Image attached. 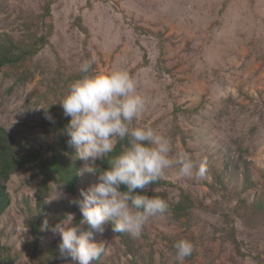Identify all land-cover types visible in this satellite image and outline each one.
I'll return each mask as SVG.
<instances>
[{
    "label": "rangeland",
    "instance_id": "rangeland-1",
    "mask_svg": "<svg viewBox=\"0 0 264 264\" xmlns=\"http://www.w3.org/2000/svg\"><path fill=\"white\" fill-rule=\"evenodd\" d=\"M46 5L53 27L45 47L23 66L0 71V124L23 141L47 144L45 111L34 109L58 114L70 85L85 75L81 65L93 61L88 75L123 68L134 76L147 106L131 127L151 126L170 138L172 155L206 161L201 181L181 177L178 166L163 176L170 197L184 190L200 205L189 218L168 211L150 219L139 238L128 234V243L102 225L91 237L106 248L99 264H178L172 241L184 235L195 250L182 264H264V207L255 203H264V0H0V35L48 31ZM21 70L30 75L25 84L16 82ZM37 171L30 164L12 175V204L0 217V254L14 264H28L33 250L23 198L34 194ZM98 182L83 172L71 193L52 181L43 251L61 242L51 228L65 219L58 222L62 212L73 223L81 212L70 201ZM59 259L55 264H79Z\"/></svg>",
    "mask_w": 264,
    "mask_h": 264
},
{
    "label": "clouds",
    "instance_id": "clouds-1",
    "mask_svg": "<svg viewBox=\"0 0 264 264\" xmlns=\"http://www.w3.org/2000/svg\"><path fill=\"white\" fill-rule=\"evenodd\" d=\"M92 62L81 65L80 71L85 75L70 85L59 102L64 115L71 117L66 127L68 143L75 149L77 159L88 162L79 174H99L97 184L80 190L82 199L70 202L80 207L82 222L92 229L110 224L113 233L139 238L150 219L169 211L165 199L148 195L165 170L178 166L181 177L201 181L206 178V161L198 162L183 152L172 155L170 138L151 126L131 127L147 106L146 98L137 91L134 76L123 68L108 74L88 75ZM39 109L45 111L46 119L52 120L48 108L34 110ZM122 141H127L125 150L109 158ZM98 160H107L110 167L98 170ZM122 186L126 190H121ZM73 220V214H67L51 228L61 237L59 251L79 264H93L106 248L103 243L91 240L92 232L79 231ZM48 229L45 220L42 230ZM173 247L178 264L195 250L194 243L188 239L178 240Z\"/></svg>",
    "mask_w": 264,
    "mask_h": 264
},
{
    "label": "trees",
    "instance_id": "trees-1",
    "mask_svg": "<svg viewBox=\"0 0 264 264\" xmlns=\"http://www.w3.org/2000/svg\"><path fill=\"white\" fill-rule=\"evenodd\" d=\"M41 17L43 26L48 31L45 32L43 30L40 35L33 33L31 37L25 39H15L14 36L8 33L0 35V71L5 67L16 69L23 66L27 60L34 58L45 47L53 27V15L50 5L45 6ZM29 79L30 75L27 70H21L16 82L19 81L25 84ZM58 111L59 113L53 116L51 121L45 119L42 122L43 129L48 134L49 141L47 144L45 143L40 146H36L29 141H23L5 125L0 124V217L5 214L12 204V195L9 189V182L12 175L30 164H36L38 168L37 175L40 176V180L32 195L33 197L23 198L26 211L28 212L26 217L27 222L33 233V250L28 264H55L60 260L59 258L62 260L69 258L61 255L59 251L60 242L57 246L47 251H43L41 247V240L46 234L42 230V216L45 212L49 211L48 197L50 196L52 181L61 184L69 192L75 193L77 185L82 179V174H79L82 160L76 158L75 149L69 145L68 141L70 138L66 132V127L71 117H66L62 108ZM126 147L127 141L118 142L109 158L119 155ZM96 164L101 168H98L100 171L110 167L107 160H98ZM244 178L245 182H248L246 180L248 178L246 171ZM221 181L222 178H220ZM168 184H171V182L165 178L158 180L152 185V189L154 190L149 191L148 195L165 199L169 204V211L175 219L181 220L182 218H189L191 216L190 211L200 205L195 203L190 194L184 190L180 192L177 199L170 197L168 190L162 188ZM121 190L126 189L122 186ZM32 201L33 204L31 205ZM255 203H257V206L261 204L264 207L263 200L260 198ZM67 214H70V211H63L59 216L58 222L66 218ZM82 221L83 216L80 212L73 223L79 231L93 232L95 230ZM108 225L111 228V225ZM119 235L121 239L128 243V233H119ZM181 239L189 240L187 235L180 236L177 240L172 241V247L175 242ZM234 242H237L235 237ZM0 247L2 249L4 248L1 245ZM99 260L94 261V264H99ZM0 264H14V258L9 254L5 256L0 254ZM162 264H168V262L163 261Z\"/></svg>",
    "mask_w": 264,
    "mask_h": 264
}]
</instances>
